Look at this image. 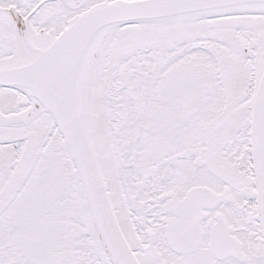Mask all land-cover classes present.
<instances>
[{
	"label": "snow or ice",
	"instance_id": "obj_1",
	"mask_svg": "<svg viewBox=\"0 0 264 264\" xmlns=\"http://www.w3.org/2000/svg\"><path fill=\"white\" fill-rule=\"evenodd\" d=\"M0 264H264V0H0Z\"/></svg>",
	"mask_w": 264,
	"mask_h": 264
}]
</instances>
